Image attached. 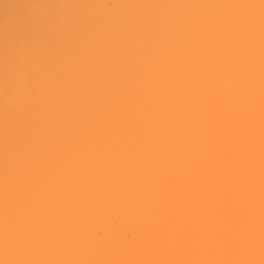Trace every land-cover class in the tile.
<instances>
[{"label": "snow or ice", "instance_id": "snow-or-ice-1", "mask_svg": "<svg viewBox=\"0 0 264 264\" xmlns=\"http://www.w3.org/2000/svg\"><path fill=\"white\" fill-rule=\"evenodd\" d=\"M0 264H264V0L0 3Z\"/></svg>", "mask_w": 264, "mask_h": 264}, {"label": "bare ground", "instance_id": "bare-ground-1", "mask_svg": "<svg viewBox=\"0 0 264 264\" xmlns=\"http://www.w3.org/2000/svg\"><path fill=\"white\" fill-rule=\"evenodd\" d=\"M17 2V0H0V3H14ZM106 2L116 3L118 0H106Z\"/></svg>", "mask_w": 264, "mask_h": 264}]
</instances>
